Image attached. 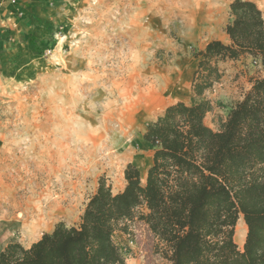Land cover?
<instances>
[{
    "label": "rangeland",
    "instance_id": "obj_1",
    "mask_svg": "<svg viewBox=\"0 0 264 264\" xmlns=\"http://www.w3.org/2000/svg\"><path fill=\"white\" fill-rule=\"evenodd\" d=\"M9 1L15 8L0 35L7 45L0 62V250L10 241L28 246L57 222L77 224L99 178L113 193L124 187L127 163L145 169L144 178L153 152L142 139L148 122L172 103L196 102V54L221 39L230 21V0ZM252 1L264 18V0ZM219 67L221 79L207 93L212 129L263 75L252 58ZM158 73L177 75L182 93L134 105L137 80L146 87ZM32 192L57 198L35 231L17 222L19 211L3 207ZM128 225L129 234L113 236L124 264H168L143 223Z\"/></svg>",
    "mask_w": 264,
    "mask_h": 264
},
{
    "label": "trees",
    "instance_id": "obj_2",
    "mask_svg": "<svg viewBox=\"0 0 264 264\" xmlns=\"http://www.w3.org/2000/svg\"><path fill=\"white\" fill-rule=\"evenodd\" d=\"M229 15V43L211 40L196 54V102L172 103L148 122L142 139L153 152L145 177L127 163L116 193L99 178L77 224L57 222L29 247L8 242L0 264H124L113 236L129 234L134 220L168 264H264V18L252 0H230ZM235 58L259 62L263 75L212 129L207 93L221 79L219 63ZM240 216L241 250L234 240Z\"/></svg>",
    "mask_w": 264,
    "mask_h": 264
},
{
    "label": "bare ground",
    "instance_id": "obj_3",
    "mask_svg": "<svg viewBox=\"0 0 264 264\" xmlns=\"http://www.w3.org/2000/svg\"><path fill=\"white\" fill-rule=\"evenodd\" d=\"M178 81L179 85H177ZM142 82L140 79L137 80L136 86L134 85L136 96L131 100L134 105H141V107L151 106L156 102H162L172 96L174 97L181 94L184 89V84L181 80H178L177 75L166 76L158 73L146 87L141 86ZM20 190L22 189L15 191V194L19 193ZM32 193L31 197L23 201L24 195H18L17 198L19 200H15V203L12 205L10 204V200H6L3 207L6 209L7 214H13L14 216L16 215L14 213L19 211L18 215L15 216L17 222H20L25 229L35 231L44 220H47L45 216L53 214L57 198L52 197L51 193ZM14 199H16V196ZM245 236L246 225L240 216L235 226V242L243 245Z\"/></svg>",
    "mask_w": 264,
    "mask_h": 264
},
{
    "label": "crops",
    "instance_id": "obj_4",
    "mask_svg": "<svg viewBox=\"0 0 264 264\" xmlns=\"http://www.w3.org/2000/svg\"><path fill=\"white\" fill-rule=\"evenodd\" d=\"M3 5V6H2ZM4 8V9H3ZM15 8L14 5H12V3L9 0H0V35L3 32V26H2V22H3V17L6 14H10L12 9ZM37 18H40L39 15H36ZM220 40L221 42L227 44L229 43V39L228 36L224 33V35L222 36L221 39H217ZM29 45V44H28ZM7 45L3 44V42L0 41V62L2 60V56H3V51L4 49H6ZM225 63V62H224ZM220 64V63H219ZM211 113V112H210ZM206 118V117H205ZM139 171L142 175H144L145 173V169L143 168H139ZM124 186V185H123ZM122 190V189H121ZM24 247H29L28 246H24Z\"/></svg>",
    "mask_w": 264,
    "mask_h": 264
},
{
    "label": "built area",
    "instance_id": "obj_5",
    "mask_svg": "<svg viewBox=\"0 0 264 264\" xmlns=\"http://www.w3.org/2000/svg\"><path fill=\"white\" fill-rule=\"evenodd\" d=\"M255 64H258L259 66H260V64H259V62H257V61H253Z\"/></svg>",
    "mask_w": 264,
    "mask_h": 264
}]
</instances>
